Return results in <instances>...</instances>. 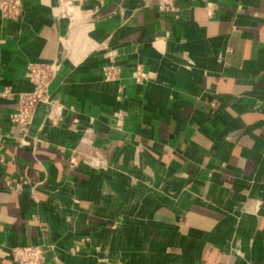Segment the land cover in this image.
<instances>
[{"label": "crops", "instance_id": "crops-1", "mask_svg": "<svg viewBox=\"0 0 264 264\" xmlns=\"http://www.w3.org/2000/svg\"><path fill=\"white\" fill-rule=\"evenodd\" d=\"M21 2L0 15V264L26 245L51 246L46 264H264V0H177L179 19L156 0H81L73 24L57 0ZM56 60L62 121L40 106L21 147L28 68ZM87 130L105 169L70 167Z\"/></svg>", "mask_w": 264, "mask_h": 264}, {"label": "built area", "instance_id": "built-area-1", "mask_svg": "<svg viewBox=\"0 0 264 264\" xmlns=\"http://www.w3.org/2000/svg\"><path fill=\"white\" fill-rule=\"evenodd\" d=\"M81 0H57V10L60 17L69 18L73 24L83 13L80 6ZM157 9L160 12L172 13L177 19L181 17V10L177 7V0H156ZM23 5L21 0H0V15L3 19L18 20L22 16ZM208 13L211 15L210 7ZM109 63L104 66L103 74L105 82H118L122 76L121 68L116 64L114 53L108 52ZM61 70L58 60L50 63H36L30 65L27 71V78L32 85V90L19 94L15 112L11 115V123L20 126V133L16 137L21 147L32 146L30 131L36 121L37 112L40 106L49 108L47 120L57 125L62 121V114L65 106L53 100L50 94V87ZM137 82L144 80L145 74L139 67L134 74ZM10 90L2 92V96H10ZM121 119V115H117ZM86 139L80 145L72 149L69 155V164L72 169L89 167L93 169H105L106 159L103 151L98 148L93 140L92 130L86 131ZM11 136L0 130V152L8 145ZM3 162V160H2ZM8 186L21 191L28 183L23 181L13 184L7 182ZM53 251L51 246L26 245L14 246L10 249L9 258L14 264H46L47 255Z\"/></svg>", "mask_w": 264, "mask_h": 264}]
</instances>
